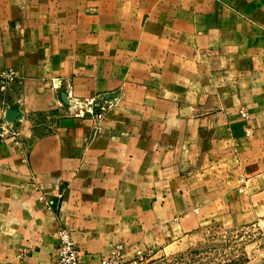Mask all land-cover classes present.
<instances>
[{"label": "crops", "instance_id": "crops-1", "mask_svg": "<svg viewBox=\"0 0 264 264\" xmlns=\"http://www.w3.org/2000/svg\"><path fill=\"white\" fill-rule=\"evenodd\" d=\"M8 69L0 264H55L63 227L95 264L264 222V0H0ZM68 87L122 93L100 134Z\"/></svg>", "mask_w": 264, "mask_h": 264}, {"label": "rangeland", "instance_id": "rangeland-1", "mask_svg": "<svg viewBox=\"0 0 264 264\" xmlns=\"http://www.w3.org/2000/svg\"><path fill=\"white\" fill-rule=\"evenodd\" d=\"M124 264H264V222L211 224L175 248L126 258Z\"/></svg>", "mask_w": 264, "mask_h": 264}, {"label": "built area", "instance_id": "built-area-1", "mask_svg": "<svg viewBox=\"0 0 264 264\" xmlns=\"http://www.w3.org/2000/svg\"><path fill=\"white\" fill-rule=\"evenodd\" d=\"M17 82H19V78L14 70L0 71V97L5 109L9 108V102L6 101V98ZM64 99L65 104L62 105V108L73 118L90 120L94 126V133L98 135L103 130L104 120L119 106L122 93L111 92L93 98L80 99L74 95L72 88L68 87L64 93ZM243 117L246 120L249 119V115L245 112H243ZM3 131L7 132L6 129ZM13 136L17 137V134H13ZM57 236L58 251L55 264H94L82 258L69 228H60ZM26 255L28 254H24V256ZM141 255L139 253L138 257ZM125 260V245L119 244L111 250L107 257L95 264H124Z\"/></svg>", "mask_w": 264, "mask_h": 264}, {"label": "water", "instance_id": "water-1", "mask_svg": "<svg viewBox=\"0 0 264 264\" xmlns=\"http://www.w3.org/2000/svg\"><path fill=\"white\" fill-rule=\"evenodd\" d=\"M6 118H7V121L9 123L14 124L18 120L23 119V115L19 111L12 109V110H9L7 112ZM0 134H1V132H0Z\"/></svg>", "mask_w": 264, "mask_h": 264}]
</instances>
